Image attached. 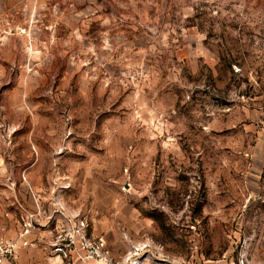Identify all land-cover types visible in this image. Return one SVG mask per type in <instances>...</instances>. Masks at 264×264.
<instances>
[{
    "label": "rangeland",
    "instance_id": "374dc122",
    "mask_svg": "<svg viewBox=\"0 0 264 264\" xmlns=\"http://www.w3.org/2000/svg\"><path fill=\"white\" fill-rule=\"evenodd\" d=\"M0 239L264 264V0H0Z\"/></svg>",
    "mask_w": 264,
    "mask_h": 264
},
{
    "label": "built area",
    "instance_id": "2783aa9c",
    "mask_svg": "<svg viewBox=\"0 0 264 264\" xmlns=\"http://www.w3.org/2000/svg\"><path fill=\"white\" fill-rule=\"evenodd\" d=\"M75 242L71 239H68L66 242L67 250L59 249L58 256H62V259H66L69 256H72L71 247L74 246ZM78 249L80 250V255L77 256L79 260L84 263L98 262L104 259V245L102 241L95 240L89 241L83 235L77 236ZM16 256V251L13 243L6 239H0V264L14 259ZM74 256L76 254L74 253ZM242 264V263H241Z\"/></svg>",
    "mask_w": 264,
    "mask_h": 264
}]
</instances>
